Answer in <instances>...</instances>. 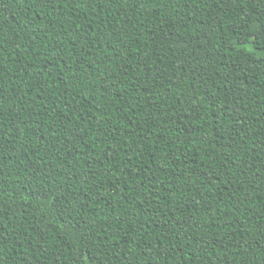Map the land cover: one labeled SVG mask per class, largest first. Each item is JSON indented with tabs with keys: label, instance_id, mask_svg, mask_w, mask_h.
<instances>
[{
	"label": "trees",
	"instance_id": "obj_1",
	"mask_svg": "<svg viewBox=\"0 0 264 264\" xmlns=\"http://www.w3.org/2000/svg\"><path fill=\"white\" fill-rule=\"evenodd\" d=\"M0 264H264V0H0Z\"/></svg>",
	"mask_w": 264,
	"mask_h": 264
}]
</instances>
